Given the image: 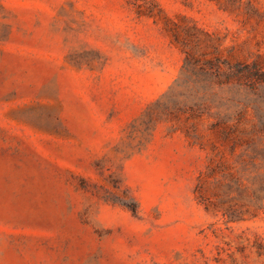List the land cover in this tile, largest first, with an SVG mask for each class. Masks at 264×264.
I'll list each match as a JSON object with an SVG mask.
<instances>
[{"label": "rangeland", "instance_id": "374dc122", "mask_svg": "<svg viewBox=\"0 0 264 264\" xmlns=\"http://www.w3.org/2000/svg\"><path fill=\"white\" fill-rule=\"evenodd\" d=\"M255 60L264 0H0V264H264V209L197 191L216 154L264 173Z\"/></svg>", "mask_w": 264, "mask_h": 264}, {"label": "trees", "instance_id": "16d2710c", "mask_svg": "<svg viewBox=\"0 0 264 264\" xmlns=\"http://www.w3.org/2000/svg\"><path fill=\"white\" fill-rule=\"evenodd\" d=\"M229 80L240 85L253 87L255 82L264 83V66L259 60L253 62H237L228 72ZM226 138L229 134H225ZM235 146L232 145V153ZM211 158L207 170L199 176L197 191L205 202L206 208L215 214L222 213L228 221L244 220L254 217L264 209V173L259 172L258 152L244 151L239 155L238 163L230 162L225 155ZM249 174L246 178L245 175ZM247 180V181H246ZM212 189L213 196L207 191ZM138 211V204L123 202Z\"/></svg>", "mask_w": 264, "mask_h": 264}]
</instances>
